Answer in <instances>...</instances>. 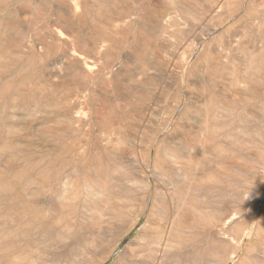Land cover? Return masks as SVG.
Wrapping results in <instances>:
<instances>
[{
  "label": "rangeland",
  "instance_id": "374dc122",
  "mask_svg": "<svg viewBox=\"0 0 264 264\" xmlns=\"http://www.w3.org/2000/svg\"><path fill=\"white\" fill-rule=\"evenodd\" d=\"M224 107L242 123L203 132L205 112ZM181 166L210 177L192 199L210 222L173 251L153 245L119 262L143 231L163 241ZM1 167L30 180L6 175L19 219L88 252L73 264H215L224 249L226 264H264V0H0ZM101 175L143 211L92 249L72 217L99 201L89 188ZM196 217L186 211L182 223ZM45 260L34 263L56 264Z\"/></svg>",
  "mask_w": 264,
  "mask_h": 264
},
{
  "label": "bare ground",
  "instance_id": "6f19581e",
  "mask_svg": "<svg viewBox=\"0 0 264 264\" xmlns=\"http://www.w3.org/2000/svg\"><path fill=\"white\" fill-rule=\"evenodd\" d=\"M228 118L231 122L236 120L237 122L242 123L240 118H234L231 115V112L227 107L220 108L216 115H210L206 111L202 119L201 130H203V132H215L220 134L221 131L219 129H222V125L224 124L222 121L227 120ZM220 126L221 128H219ZM240 133L243 135L245 134V132ZM256 135L257 140L262 141L260 131ZM235 139L236 142L243 143L245 146H250L244 138H239L238 136L237 138L235 137ZM230 147L233 148L234 145L232 144ZM200 151L203 153L204 148L200 147ZM183 157L187 158V163L188 159H191L188 151H186V154L181 155V157L178 158L180 161L186 162L184 159H181ZM153 170L155 172H163L164 169L159 165L158 160L154 162ZM189 170L188 166H181V169L179 170L181 181L172 184L171 199L174 208L172 215L170 216V226L168 230L163 233V241L154 242L151 239L152 235L143 231L138 237V247L135 249H129L126 254L124 253L122 255L121 259H117L119 262L124 261L127 263V261L130 262V259L137 258L141 254H148L149 251L151 252L153 245L163 247L167 251H173V245H180L179 241H181L182 235L187 234V236H191L194 234L193 229H196L197 226L202 223L210 222L208 217L200 216L201 213L209 212L210 209L198 208L196 202L192 200L194 197H198L200 188H198L197 185L210 182V177L204 175L202 170L197 168L192 174V179L189 178ZM6 175L13 176L22 181V184H29L28 182H30V180H24L22 178L23 174L21 176L18 171H12L10 167L0 168V264H35L34 261H46L45 259H49L56 264L75 263L77 257L80 256V249L83 248L74 245V247L72 246L68 250L65 249L69 243L66 245L68 239L61 233V231L48 229L52 233L50 235L46 228L36 225L32 221H23L22 219H19L17 214L9 208V202L7 201L6 195L12 190V186L7 182ZM99 180V183H93L89 188L91 192L90 196H97L99 201L92 200L89 197L83 203L84 214L82 218L77 220L72 217L74 222L80 223L81 226L83 225L87 230L85 233L89 235L87 246L92 249L96 243L103 239V230L110 235L113 234L114 229H116V231H121L129 221L137 218L143 211L142 207H140L139 210L134 207V191L130 192V198L124 199L123 197H120L119 193L114 192V190H112L106 183V181H109V178L106 175L99 176ZM215 180L220 181L217 177ZM191 187H194L195 195L192 194ZM111 193L115 195L112 196ZM219 195H221V193ZM57 199L65 207L66 211H71L74 207L70 190L68 188H63V191H60ZM161 211L163 212L164 208H162ZM186 211L194 213L197 216L190 225L182 223V215ZM47 212L50 213V215H54L53 205L47 207ZM57 220L62 219L57 218ZM102 224L104 225L103 227ZM116 234L117 232L114 236ZM43 245L53 247L55 252L53 254H46L42 248ZM30 249H34V254L38 253L39 256L31 259L29 257ZM56 253L58 254L55 255ZM84 253H86V255H84ZM81 255L84 256V258H87L88 252L83 249ZM226 255L227 251L224 249L215 264H226L227 261H230L231 258H227ZM143 263L146 264L142 261L141 264Z\"/></svg>",
  "mask_w": 264,
  "mask_h": 264
}]
</instances>
